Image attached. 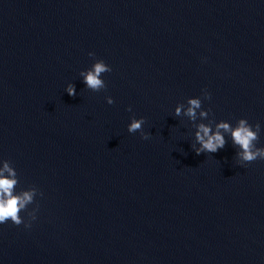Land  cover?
<instances>
[{
	"label": "water",
	"instance_id": "1",
	"mask_svg": "<svg viewBox=\"0 0 264 264\" xmlns=\"http://www.w3.org/2000/svg\"><path fill=\"white\" fill-rule=\"evenodd\" d=\"M194 96L264 146V0H0V158L44 194L0 224V264H264V160L197 155L173 115Z\"/></svg>",
	"mask_w": 264,
	"mask_h": 264
},
{
	"label": "clouds",
	"instance_id": "2",
	"mask_svg": "<svg viewBox=\"0 0 264 264\" xmlns=\"http://www.w3.org/2000/svg\"><path fill=\"white\" fill-rule=\"evenodd\" d=\"M88 56L95 57V53L90 51ZM111 71V66L103 59H94L90 67L79 72V77L86 89L97 92L106 87L102 74ZM65 91L69 96L77 95L76 86L72 82L66 84ZM201 94L205 100L211 98V93L207 89H202ZM105 100L108 104L114 103L111 96H106ZM127 111H132L131 106ZM210 111L202 107L200 96L188 97L185 103H177L173 110L175 117H186L191 122V128L194 131L190 147L197 155L216 153L230 140L235 148L238 165L243 166L258 159L264 160V146H257L261 133L259 122L252 124L246 118H239L235 124L228 120L213 121L209 118ZM144 123L143 116L137 118L133 115L129 118L127 131L129 133L139 131L142 139H148L149 133L142 130ZM18 184L16 169L9 160L0 158V224L11 222L30 228L31 222L37 219L39 210L36 197L44 194L34 185L18 189ZM34 203L36 206L29 210L28 206Z\"/></svg>",
	"mask_w": 264,
	"mask_h": 264
}]
</instances>
